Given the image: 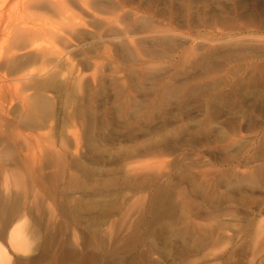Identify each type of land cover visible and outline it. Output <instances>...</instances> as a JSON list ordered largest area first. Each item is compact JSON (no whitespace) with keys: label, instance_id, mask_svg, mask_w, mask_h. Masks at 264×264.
Instances as JSON below:
<instances>
[{"label":"rangeland","instance_id":"rangeland-1","mask_svg":"<svg viewBox=\"0 0 264 264\" xmlns=\"http://www.w3.org/2000/svg\"><path fill=\"white\" fill-rule=\"evenodd\" d=\"M0 1L9 264H264V0Z\"/></svg>","mask_w":264,"mask_h":264},{"label":"bare ground","instance_id":"bare-ground-1","mask_svg":"<svg viewBox=\"0 0 264 264\" xmlns=\"http://www.w3.org/2000/svg\"><path fill=\"white\" fill-rule=\"evenodd\" d=\"M1 2V1H0ZM3 2V1H2ZM2 7V6H1ZM3 9L0 8V20L3 19ZM4 22V21H3ZM4 27V26H3ZM25 30V29H24ZM27 34H29L28 36H31L30 32H27ZM25 34H21V38L25 39L26 37H28ZM32 37V36H31ZM22 39V40H23ZM30 39V37H29ZM34 41V38L32 39ZM30 41V40H29ZM35 44V43H34ZM48 51V50H47ZM50 51V50H49ZM46 52V51H45ZM38 53V52H36ZM41 54V53H40ZM38 55V54H37ZM37 55L34 54H30L28 56H26L25 58H28L26 60H28L26 62V64H29L30 61L33 60V58H36ZM42 55V54H41ZM19 58V57H18ZM19 60V59H18ZM21 60V58H20ZM25 60V59H24ZM14 64L12 63L11 68L12 69H16V70H20L24 65V63L20 64L21 62H17L15 61V59L13 60ZM15 71V70H13ZM17 72V71H16ZM20 74V73H19ZM13 75V73H12ZM18 75V74H17ZM55 78V77H54ZM48 79V78H47ZM45 82V81H44ZM38 82H36L37 85ZM43 83V82H42ZM45 84V83H44ZM48 85V84H46ZM51 85V84H50ZM41 86V85H39ZM1 187V185H0ZM7 190H3L0 188V209H2L3 207L5 208V212H8L11 210V208H9V201L10 199L7 196ZM6 195V196H5ZM163 195V194H162ZM162 197V196H161ZM154 199V198H153ZM161 199V198H160ZM162 202V201H161ZM3 208V209H4ZM1 228H0V238H8L9 242L17 249H22V250H28L30 249V241L28 240V238L26 237V233L24 232V226L25 224H27L26 222L23 223H17V227H12L13 223L10 220H4L3 222L0 221ZM62 225V224H61ZM56 233L53 231V234H50V238L55 239V237H57V235H55ZM52 235V236H51ZM53 245V244H52ZM10 263V255L5 247V245L0 241V264H9Z\"/></svg>","mask_w":264,"mask_h":264}]
</instances>
